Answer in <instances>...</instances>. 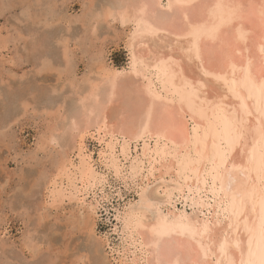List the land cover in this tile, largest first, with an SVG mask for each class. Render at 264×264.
<instances>
[{
  "label": "bare ground",
  "instance_id": "bare-ground-1",
  "mask_svg": "<svg viewBox=\"0 0 264 264\" xmlns=\"http://www.w3.org/2000/svg\"><path fill=\"white\" fill-rule=\"evenodd\" d=\"M175 3L146 0L132 13L124 12L125 20L134 24L131 45L147 39L155 49L147 56L133 51L128 68L101 73L109 100H123L122 116L113 125L102 121L80 133L74 147L77 158L65 153L57 165L71 183L53 197L57 201L69 196L84 205L91 196L93 205L99 185L105 186L108 178L98 165L126 185L139 187L137 202L116 215L122 246L114 249L118 264H144L151 254L155 264H172L177 256L201 264L199 237L174 234L167 250L158 253L151 229L209 219L220 221L213 229V252L227 234L229 254L239 264L247 260L246 228L258 229L264 198V176L256 165L247 164L254 147L259 157V129L264 127V0H192L193 6L183 10L169 7ZM218 3L221 8L215 7ZM241 116L245 135L232 153L229 167L236 171L229 190L228 176L216 175L210 161L213 145L234 135L232 125ZM88 137L100 145L98 158L88 147ZM245 167L247 171H240ZM232 194L245 198L238 222L225 219ZM179 200L193 213L175 211ZM146 201L155 207L145 210ZM236 241L239 249L232 246Z\"/></svg>",
  "mask_w": 264,
  "mask_h": 264
},
{
  "label": "rangeland",
  "instance_id": "rangeland-1",
  "mask_svg": "<svg viewBox=\"0 0 264 264\" xmlns=\"http://www.w3.org/2000/svg\"><path fill=\"white\" fill-rule=\"evenodd\" d=\"M144 2L0 0V264H118L116 215L139 187L96 165L108 178L93 205L91 196L54 201L53 192L71 183L57 165L65 153L77 158L80 133L122 116L102 74L155 49L147 39L131 45L134 24L123 15ZM86 142L98 158L99 143ZM183 201L174 210L193 213Z\"/></svg>",
  "mask_w": 264,
  "mask_h": 264
},
{
  "label": "snow or ice",
  "instance_id": "snow-or-ice-1",
  "mask_svg": "<svg viewBox=\"0 0 264 264\" xmlns=\"http://www.w3.org/2000/svg\"><path fill=\"white\" fill-rule=\"evenodd\" d=\"M175 6L177 9H186L192 7V0H176L175 5L169 4V7ZM216 8H221V4L215 5ZM261 15L264 16V11L261 12ZM264 52V48L261 49ZM260 90L262 95H264V84L260 86ZM233 94H238L233 90ZM261 116L264 117V109L261 110ZM246 121L243 119V116L237 118L232 125L234 135L230 136L227 140H221L220 144H214V155L212 160L210 161L213 165V172L216 175L226 174L229 178V190L232 186L231 173L236 171L235 168H230L229 165L233 163L232 153L237 146V142L241 141L245 135V125ZM260 134V144L261 150L259 153V157H257L255 152V147L253 151L248 154L247 164L248 165H256L261 176H264V127L259 129ZM247 167L240 169V171H247ZM215 176L213 177V188ZM207 184L208 181L206 180ZM221 191H224L223 185L220 188ZM262 213L259 220V226L256 231L250 228H246L248 231V240H247V260L241 259L239 264H264V198H262ZM155 206L146 201L145 202V210L152 209ZM245 208V198L243 196H237L236 194H232L231 198L227 200V207H225V212L228 215L225 216V219H231L233 221L238 222L239 218L243 214ZM230 210V211H229ZM219 216V214H217ZM220 223L217 220L215 223L213 221L205 220L204 223L197 225H180L169 226L167 224L157 225L151 229L154 237V244L158 249V253L160 250H167V245L169 241L172 240L173 235L176 236H185L189 240H195L199 237L197 243L200 246L202 253V262L201 264H208L209 256H212L210 264H236V261L229 254V241L227 238V234H225L222 242L219 243L216 252H213V229ZM228 228H232L233 224L229 223L227 225ZM204 241H207L205 243ZM235 248L239 249L240 244L238 241L234 242L232 245ZM217 255L219 258H217ZM243 256V253H241ZM161 264H168V261H162ZM172 264H192L190 259L181 260L179 256H177L176 260L172 262Z\"/></svg>",
  "mask_w": 264,
  "mask_h": 264
}]
</instances>
